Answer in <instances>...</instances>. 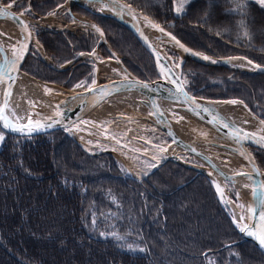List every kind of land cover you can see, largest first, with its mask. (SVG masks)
I'll list each match as a JSON object with an SVG mask.
<instances>
[{"label":"trees","instance_id":"obj_1","mask_svg":"<svg viewBox=\"0 0 264 264\" xmlns=\"http://www.w3.org/2000/svg\"><path fill=\"white\" fill-rule=\"evenodd\" d=\"M119 1L191 51L264 67L263 3ZM63 3L23 0L18 9L39 18ZM69 11L100 30L134 78H158L150 56L126 29L76 5ZM34 38L55 66L93 51L111 58L96 34L37 30ZM20 71L69 90L76 83L90 84L96 69L90 61L76 60L55 70L30 49ZM180 77L190 96L240 101L264 121V75L186 59ZM0 134V264H264V256L239 238L203 175L167 160L138 182L111 156L87 155L61 130L27 139ZM252 156L263 171L264 153L252 150Z\"/></svg>","mask_w":264,"mask_h":264},{"label":"water","instance_id":"obj_2","mask_svg":"<svg viewBox=\"0 0 264 264\" xmlns=\"http://www.w3.org/2000/svg\"><path fill=\"white\" fill-rule=\"evenodd\" d=\"M65 2L68 4V6L73 4L87 10L90 13L107 17L114 23L126 29L141 46V48L150 56L158 78L150 82L140 81L134 78L122 66L118 58L109 51L105 43L104 36L100 32V30L94 24L86 20L76 19L68 11V15L70 16V18L77 20L85 25L91 26L98 32L101 43L110 53L111 59L108 61L115 63L122 71L123 76H118V78L107 80L102 83H94L90 87L78 92H67L61 95L58 100L53 102L52 113L48 115H36V117L31 120V124H29V121L13 122L14 127L17 128L35 127L37 125V122H39L41 126L45 124L52 125L51 127L45 130L35 131L32 132L31 135H28L26 132H14L7 128H4L3 122L0 121V131L9 137L27 139L48 134L54 131L63 130L69 125L80 120L91 109H93L102 101L106 100L112 95L118 93H125L127 91H134L141 96V98L138 99V102L143 107H145L149 114V117L140 116V119L146 121L148 124L158 129L169 141V145L163 152V155L165 157L163 162L167 160H172L184 168L190 169L197 174L203 175L207 178L209 182V176L207 175V172H204V170H213L223 178L224 182L231 184V175L220 171L205 155L195 151L188 143L181 140L172 131L167 119L157 107V103L160 100L180 103L184 111L196 117L199 121L203 123V126L201 128H208L214 134L215 139H218L217 142H208L211 146L230 151L239 156L246 163L247 170L243 172H235L234 175H245L250 177L252 181L251 190L249 192L248 204L252 211L249 214V221L247 226L249 230L254 231L255 234L249 235L247 231L242 232L240 229L235 227L232 218L229 215L228 217L231 223L234 225L239 238L242 241L250 243L258 252H260L264 256V246L259 243V236L256 230L258 222L261 219L259 214L261 210L259 202V192L264 191V188L261 187L263 185V178L256 162L252 157V154L250 153V150H255L264 153V140H261V138L264 137V123H262L260 119L256 118L242 102L236 100H233V102H238L244 107V109L248 112L252 120H254L256 125L259 127L260 132L242 129L238 126L228 123L224 119L210 113L209 111H203L204 107L202 105V107L196 106L197 104L200 105L199 99H196L188 94L180 77V70L184 60L186 59L201 66L228 68H232V63L234 60H239L245 63L247 66L245 69L241 68L242 70L255 71L256 73L262 75H264V67L257 66L244 58H224L218 60H212L209 58L205 59V56H202L199 53L187 49L176 39H174L170 34L165 32L164 30L160 31V29L162 28L154 27V25L156 24H154L151 20L142 16L133 8L120 2L119 0H65ZM88 2L98 3L103 8V10L100 12L89 10L83 4ZM0 7L6 8L7 11L11 14L7 17H0L10 21L16 27L20 35V44L14 52L12 50L9 55H6L4 50L0 47V68L7 67L5 64L6 60L12 61L15 60L16 56L21 57V59L16 60L14 69H9L6 73L0 74V110H4L6 115V107L8 103L9 93H11L17 74L21 73V65L29 54L30 48L34 49L37 53L40 52H38V50L34 46L32 33L25 20L19 14L13 12L9 7L3 6L1 4ZM114 10H117V12ZM133 14L138 15L141 19L148 23L151 28L158 33V35L164 37L170 44H172L178 49L180 54L179 57L181 60L179 64L175 67V70H173L164 61L160 54L146 40L138 25L135 22H129L125 20L123 16H132ZM86 56L89 57L88 60H91L96 65L91 54H87ZM79 59H82V55L77 56L74 60L70 61L69 63L60 68L50 66L49 63L44 61V59H42V61L52 69L65 70L72 63H74V61ZM157 66H160L165 71L167 79H163L158 74ZM145 84L148 85L147 88L143 86ZM238 132L240 133L239 136H237ZM245 133H251L253 135L249 136L248 138H245ZM168 147H176L179 150L175 153H168ZM179 154H185L197 160L203 168L185 163L178 156ZM163 162L159 163V165H161ZM215 192L217 194V198H219L218 202L220 207L225 211L226 214L227 210L231 212V208L227 204V200L224 197L223 191L219 188V190H216Z\"/></svg>","mask_w":264,"mask_h":264},{"label":"bare ground","instance_id":"obj_3","mask_svg":"<svg viewBox=\"0 0 264 264\" xmlns=\"http://www.w3.org/2000/svg\"><path fill=\"white\" fill-rule=\"evenodd\" d=\"M83 4L89 10L99 12L103 10V8L96 2H88ZM114 11L117 12V10ZM123 16L125 20L129 22H135L138 25L146 40L154 47V49L160 54L164 61L173 70H175V66L172 63L171 57L168 55L167 50L179 53L178 49L170 44L164 37L158 35V33L154 31L151 26L138 15L133 14V17L128 15ZM23 19L26 22H29L27 19ZM77 26H79V23H77ZM19 44L20 35L16 27L10 21L0 17V47L4 50L6 55H9L12 50L14 52L18 48ZM35 47L38 52L41 53L40 48L37 45H35ZM93 60L97 65H99L98 73L100 74L111 73L120 75L122 72L115 63L109 61L100 62L95 59V57H93ZM232 65L244 69L247 67L245 63L239 60H234ZM157 71L163 79H167L165 71L160 66H157ZM42 86V84L27 77L23 73L17 74L6 107V115L9 116L12 122L29 121L34 119L36 115H48L52 113L53 102L47 97L46 93L43 92ZM139 98H141V96L134 91H127L125 93L112 95L91 109L76 123L70 125L67 128L68 133H71V136L75 140H77L78 136H87L91 139L102 137L104 140H109L110 138L102 134L100 131V125L103 119L116 115L117 112L121 110L127 109L149 117L145 107H143L138 102ZM199 104L204 108H207L210 113L219 116L230 124L245 130L260 132V129L256 125L255 121L252 120L248 112L238 102H213L199 100ZM157 107L167 119L172 131L181 140L188 143L195 151L205 155L220 171L230 174L232 180L231 185L235 187L239 195L247 198L252 184L250 177L245 175H234L237 165L243 164L246 166V163L239 156L230 151L213 147L205 140H197V138H195V136L187 129V125L193 122L196 125L202 127L203 123L196 117L184 111L180 103L160 100L157 103ZM205 130L209 133L211 138L213 137L215 139L211 130L208 128H205ZM79 143L82 145L83 141L80 140ZM213 148L217 149L219 152L216 154L212 153L211 149ZM178 150L179 149L176 147H168L167 152L175 153ZM204 172H207L210 182L214 184V188L218 190L217 186H219V188L222 190L224 187L223 178L213 170H204ZM227 204L231 208L232 220L235 227L240 229L238 225H247L250 214L249 205L246 208L248 216L244 217L239 210L231 205L230 202H227ZM240 217H243V219L241 220ZM256 230L258 236L264 235V220L260 219Z\"/></svg>","mask_w":264,"mask_h":264},{"label":"rangeland","instance_id":"obj_4","mask_svg":"<svg viewBox=\"0 0 264 264\" xmlns=\"http://www.w3.org/2000/svg\"><path fill=\"white\" fill-rule=\"evenodd\" d=\"M184 1L185 0H181V3H183ZM255 1L264 4V0ZM22 2L23 0H0L1 5L7 7L11 5V7L9 8L12 11H15V13L19 14L21 17L29 21V27L33 34L37 30L65 32L68 34H74L76 32H88L94 34L92 33L91 29H76L77 24L75 25L73 20H71L69 17L67 18L68 15L66 13V10L63 9L61 6L52 13H49L50 15H47L49 17L48 20H45L47 19V16L38 19L34 16L28 15L27 9H18L19 6L22 5ZM72 14L77 18L85 19L78 14ZM36 20L40 23L39 25H37L38 22H36ZM167 53L171 57L172 63L176 67L180 59V54L171 50H167ZM91 54L95 57V59L100 62L101 60L105 62L110 60V58L104 59L98 51H93ZM117 58L119 59V57ZM95 69L96 72L92 81L94 80L98 83L117 78L118 76H123L122 72L120 75H115L111 73L100 74L98 73L99 65L97 64L95 65ZM233 69L241 68L234 66ZM92 81L90 82V84L87 85L83 83H76L70 89H72V91L83 90L93 85L94 83ZM41 84L43 85V92L46 93L47 97L52 102H55L60 98L61 95L65 94L66 90L60 89L50 84ZM140 116L146 115H141L138 112H134L130 109H127L121 110L117 112L116 115L109 116L106 119H103L101 121L102 123L100 125V131L102 134L108 136L110 138V141H106L102 137L91 139L87 136H78L77 140L72 139V141L82 151L86 152L89 155H98L103 153L108 154L125 169V171L130 177L139 182L146 177L149 170L155 164L163 160V152L169 144L167 139L158 130H156L153 126L148 125L145 121L140 119ZM187 129L190 131V133L195 136V138H197V140H205L206 142H217L216 139L210 137L209 133L206 132L205 129L201 128L193 122L187 125ZM67 134L68 136L71 135V133L68 132ZM80 140L83 141V148H81L76 143ZM1 142L2 141H0V144ZM211 152L216 154L219 151L213 148L211 149ZM186 156L187 155L185 154H180V157L184 159L187 163L192 164L194 166L202 167L196 160L192 158H190L191 160H188ZM246 170L247 167L245 165L238 164L235 169V172H243ZM261 173L264 176V170H261ZM211 184L214 185L213 183ZM222 189L224 191V196L228 200V202H230L233 207L239 210L244 217H247L248 215L246 208L249 204V194L247 198H244L243 196L239 195L238 191L235 189L234 186L227 182H224V187Z\"/></svg>","mask_w":264,"mask_h":264},{"label":"snow or ice","instance_id":"obj_5","mask_svg":"<svg viewBox=\"0 0 264 264\" xmlns=\"http://www.w3.org/2000/svg\"><path fill=\"white\" fill-rule=\"evenodd\" d=\"M9 7H11V5H9ZM177 13H179L181 11L180 8H177L176 9ZM11 14L7 11L6 8H3V7H0V16H4V17H7V16H10ZM154 27H159L158 25H154ZM160 31H163V29H160ZM187 51V50H186ZM21 59L20 56H16L15 60H12V61H9V60H6L5 61V64L7 67L5 68H0V74H4L6 73L9 69H14V65H15V62L16 60H19ZM205 59H207V57H205ZM93 83H95V81L93 80L92 81ZM80 86V85H78ZM144 87H148L147 84L143 85ZM10 95V93H9ZM197 107H202L201 105H196ZM203 111H208L207 108H203ZM0 121L3 122V127L4 128H7L11 131H14V132H21V133H27L28 135H31L32 132H35V131H42V130H45L49 127H51L52 125L51 124H45L43 126H41L39 124V122H37V125L35 127H20V128H17V127H14L13 125V122L12 120L9 118V116L5 115V112L4 110H0ZM32 121L29 120V124H31ZM262 123H264V121H262ZM240 133L238 132L237 133V136H239ZM253 134L251 133H245L244 136L245 138H248L249 136H251ZM4 139V136L2 134H0V141H2ZM261 140H264V137L261 138ZM218 187V190H219V186ZM262 188H264V185L261 186ZM254 194H255V190H254ZM259 202H260V217H261V220H264V191H260L259 192ZM249 211L251 212L252 209L250 208ZM240 219L242 220L243 217H240ZM234 221H235V217H234ZM240 227V230L242 232H245L247 231L249 235H254V231L252 230H249L248 226L247 225H238ZM254 227V226H253ZM258 240H259V243L264 246V235H260L258 237Z\"/></svg>","mask_w":264,"mask_h":264}]
</instances>
